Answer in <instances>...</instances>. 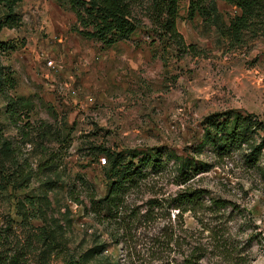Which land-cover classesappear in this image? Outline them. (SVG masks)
Here are the masks:
<instances>
[{"label": "rangeland", "instance_id": "374dc122", "mask_svg": "<svg viewBox=\"0 0 264 264\" xmlns=\"http://www.w3.org/2000/svg\"><path fill=\"white\" fill-rule=\"evenodd\" d=\"M189 3L180 0L177 21L186 49L146 18L130 40L105 47L73 32L74 16L55 0L18 5L21 27L0 33L18 44L2 55L16 86L0 94V122L33 176L16 189L3 176L21 168L0 170V234L11 235L2 253L23 244L28 264H41L36 236L46 227L61 243L48 264L78 261L104 243L108 250L88 264H264V149L253 152L263 132L226 152L202 147L227 115H252L264 128V21L237 41L228 32L237 7L217 0L207 23L189 18ZM12 97L22 99L18 125L6 112ZM96 147L136 164L153 155L164 167L149 166L115 220L94 204L111 184ZM192 160L209 169L181 177L180 165ZM196 190L199 204L180 206L178 196Z\"/></svg>", "mask_w": 264, "mask_h": 264}, {"label": "trees", "instance_id": "16d2710c", "mask_svg": "<svg viewBox=\"0 0 264 264\" xmlns=\"http://www.w3.org/2000/svg\"><path fill=\"white\" fill-rule=\"evenodd\" d=\"M23 0H0V33L4 29L15 30L21 27L22 18L17 12L18 5ZM64 9H69L76 22L72 26V31L79 36L98 42L105 47H112L121 41H128L144 25L146 18L153 27L159 30L163 39L174 44L180 49L186 46L183 35L177 28V21L180 13V0H55ZM232 6L237 7L241 14L235 16L228 28L230 36L239 41L242 35L259 21H264V0H221ZM189 18L192 20L199 14L205 22H210L211 18L215 19L218 14L217 0H190L188 8ZM16 42L0 41V94L6 88L14 89L16 80L14 72H11L3 65L2 55L11 53L16 50ZM22 99L10 98L7 106V115L12 124L18 125L22 119L18 108L21 107ZM263 132L261 142L254 147L253 152L261 153L264 149V128L262 123L252 115H227L222 121H216L210 125V132L205 136L202 147L209 145L215 151H230L234 145L242 146L249 142L251 134ZM95 150L104 155V165L110 168L111 184L107 194L94 202L97 212L103 213L106 219H117L120 209L123 206L127 192L137 186L142 179L148 176L149 166L152 165L154 170L163 171L161 159L150 156L139 159L138 163L134 160L127 161L124 154L111 153L102 147H96ZM15 149L10 141L4 138L2 125L0 122V170L14 163L21 168L16 177L6 176L7 184L14 186L16 189L26 188L32 179V168L21 165L15 160ZM137 159L136 156H133ZM194 162V166L185 161L180 165L179 175L185 178L191 175V170L203 172L209 169V165L202 162ZM41 167L45 170L52 169V161L48 160ZM20 171V170H19ZM198 172V173H199ZM194 173V174H195ZM12 175H15L12 173ZM9 177V179H8ZM188 180L184 181L186 183ZM2 185V184H0ZM181 205H198L202 199V191H187L178 196ZM221 202V201H219ZM218 205V204H217ZM217 207H221L218 205ZM23 218H27L24 216ZM55 230L42 228L38 234L37 241L42 244L41 264H48L47 258L57 250L61 243L55 236ZM10 230L0 234V248L5 243L11 244ZM108 250L107 244H96L83 254H80L78 261L70 260L68 264H88L93 260L101 257ZM0 250V264H28L24 252V245H17L14 250L6 253ZM161 261V258L159 259ZM166 264H170L169 260ZM99 264H111L110 261L100 262ZM142 264H153L151 262ZM159 264H162L159 262ZM189 264H193L189 261ZM195 264V263H194Z\"/></svg>", "mask_w": 264, "mask_h": 264}]
</instances>
